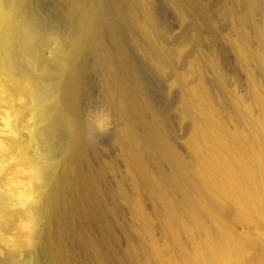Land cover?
Returning a JSON list of instances; mask_svg holds the SVG:
<instances>
[{
	"label": "bare ground",
	"instance_id": "1",
	"mask_svg": "<svg viewBox=\"0 0 264 264\" xmlns=\"http://www.w3.org/2000/svg\"><path fill=\"white\" fill-rule=\"evenodd\" d=\"M55 1L56 12L44 0H0V91L29 100L33 150L0 135V264H21L18 254L27 264H106L119 238L130 246L120 264H140L139 252L160 264H243L226 216L229 203L248 220L264 207V0ZM163 4L179 22L173 39ZM176 40L190 45L186 53ZM226 51L248 72L252 102L233 111L250 127L252 145L228 132L208 87L205 71L225 88ZM194 52L198 83L190 86L179 63ZM138 54L178 85L194 163L175 144L172 117ZM25 108L6 115V131H17ZM110 130L125 166L115 177L114 160L95 140ZM156 225L177 258L163 257L150 234Z\"/></svg>",
	"mask_w": 264,
	"mask_h": 264
},
{
	"label": "rangeland",
	"instance_id": "2",
	"mask_svg": "<svg viewBox=\"0 0 264 264\" xmlns=\"http://www.w3.org/2000/svg\"><path fill=\"white\" fill-rule=\"evenodd\" d=\"M212 1V0H209ZM46 7L49 10L56 12L55 0H44ZM164 13L171 25L170 37L173 39L179 32L180 26L176 17L174 9L166 4H163ZM227 34L226 26L223 27V31L220 33L217 39V45L222 46L223 38ZM206 42L209 43V36L205 33ZM140 44L144 45V41L140 39ZM176 46L185 47V53L190 48L188 43L182 44L181 41H174ZM207 45V44H205ZM208 46V45H207ZM188 48V49H187ZM206 52L207 48H203ZM182 62L179 63L180 70L187 73V83L190 86H194L198 83V79L192 72V62L197 52L185 54ZM46 55H48L46 53ZM224 64L225 73L227 76V83L223 90L214 87L212 82V74L209 71H205L208 87L218 97V108L222 116V120L225 121L228 132L238 135L239 141L247 145L254 144V138L250 127L246 125L242 117L237 116L233 107L244 109L252 102V88L249 84L248 72L243 68L235 59V55L231 51L224 52ZM140 61L142 62L143 70L151 84V87L156 95L157 103L159 107L167 110L171 115L170 126L173 129L174 141L181 152L186 156L189 162L192 161L195 156L193 151L189 148V140L194 135V129L188 119H181L178 116V98L177 89L178 85L174 79L170 76H161L157 73L156 69L151 63H148L143 55L138 54ZM2 75H0V79ZM259 94L264 98V83H261L258 88ZM3 93L0 91V135L5 137L9 142L11 138L15 141L19 140L21 144L28 148L30 153L33 152L29 144V128L32 121V112L27 108L29 100L21 94L12 92V95L2 98ZM12 101V103H10ZM23 104L26 108L23 114L18 116V129L15 133H9L6 131L5 118L6 115L12 111V108L17 104ZM12 104V105H10ZM95 104V103H94ZM111 128V127H110ZM98 147L102 150L103 155L114 160V177L121 175L125 171V166L122 159L116 154V149L113 143V132L110 130L104 137H95ZM264 206V205H263ZM230 212L226 216L228 222L227 230L236 238L240 240L244 249L243 264H264V207L262 208L261 218L248 220L240 217L236 213V209L233 204L229 203ZM125 219L128 222H132V217L129 214L125 215ZM213 231L218 228L215 224H211ZM150 234L158 242L163 249V257L175 259L177 258V249L173 248L169 244V237H167L166 230L161 225H156L150 230ZM189 236L181 234L179 239L186 248L192 245L188 242ZM130 246L123 239L119 238L116 247L115 255L111 257L106 264H120L123 260L125 263L126 255L128 254ZM140 264H160L158 257L141 258ZM18 261L21 264H27V257L24 254H18ZM101 264V261H99Z\"/></svg>",
	"mask_w": 264,
	"mask_h": 264
},
{
	"label": "clouds",
	"instance_id": "3",
	"mask_svg": "<svg viewBox=\"0 0 264 264\" xmlns=\"http://www.w3.org/2000/svg\"><path fill=\"white\" fill-rule=\"evenodd\" d=\"M105 134H107V133H105Z\"/></svg>",
	"mask_w": 264,
	"mask_h": 264
}]
</instances>
